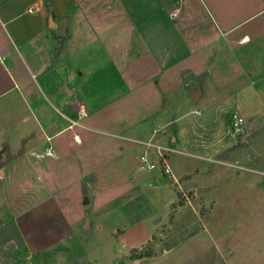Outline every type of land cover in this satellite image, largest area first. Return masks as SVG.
<instances>
[{"label": "rangeland", "instance_id": "rangeland-1", "mask_svg": "<svg viewBox=\"0 0 264 264\" xmlns=\"http://www.w3.org/2000/svg\"><path fill=\"white\" fill-rule=\"evenodd\" d=\"M189 8L183 33L203 46L126 86L143 45L127 25L85 32L90 48L128 53L114 59L124 77L107 66L89 78L98 111L0 101L3 127L30 122L0 140V264H264V31L222 35L251 12ZM148 243L152 256L132 260Z\"/></svg>", "mask_w": 264, "mask_h": 264}, {"label": "crops", "instance_id": "crops-1", "mask_svg": "<svg viewBox=\"0 0 264 264\" xmlns=\"http://www.w3.org/2000/svg\"><path fill=\"white\" fill-rule=\"evenodd\" d=\"M189 5L205 12L208 19L209 12H251L230 21L222 35L238 29L243 31L242 38L252 37L251 32L263 34L264 0H0V101L7 99L9 104V97L16 96L20 107L24 105L33 112L41 95L61 106L59 113L70 110L76 102L90 112L98 111L100 108L88 99L89 78L107 66L119 78L124 77L125 70L119 63L128 53L120 52L121 48L116 51L113 40L106 47L98 42L90 48L85 32L96 35L104 29L127 25L138 42L136 46L143 45L135 55L137 60L130 61L128 76L122 78L126 86V82L144 73L143 78L190 60L203 46L197 38L190 41L192 35L183 33L192 24L190 18L186 23L181 15L194 12ZM172 10L178 11L174 18L168 15ZM251 23L252 28L248 27ZM241 43L247 45L246 40ZM116 57H120L119 63L114 61ZM1 107L4 104L0 105V113ZM34 116L39 118L37 112ZM27 120L29 117H24L17 124L14 120L6 128L0 121V140H10L5 133L8 128L12 138L24 128L29 129Z\"/></svg>", "mask_w": 264, "mask_h": 264}, {"label": "built area", "instance_id": "built-area-1", "mask_svg": "<svg viewBox=\"0 0 264 264\" xmlns=\"http://www.w3.org/2000/svg\"><path fill=\"white\" fill-rule=\"evenodd\" d=\"M178 14L177 10H173L172 12H170L169 16L170 18H174L176 17ZM232 130L235 134L239 135L243 132V127H244V121L243 118L241 116H239L238 114H233L232 116ZM54 154V149L49 147L44 151V156L45 157H52ZM150 170L153 168V166L149 167Z\"/></svg>", "mask_w": 264, "mask_h": 264}, {"label": "trees", "instance_id": "trees-1", "mask_svg": "<svg viewBox=\"0 0 264 264\" xmlns=\"http://www.w3.org/2000/svg\"><path fill=\"white\" fill-rule=\"evenodd\" d=\"M224 154H221L218 156L221 160H224ZM1 223V222H0ZM17 233V232H16ZM18 234V233H17ZM153 254V245L151 243H148L141 251L132 250V260L142 259V258H149Z\"/></svg>", "mask_w": 264, "mask_h": 264}, {"label": "water", "instance_id": "water-1", "mask_svg": "<svg viewBox=\"0 0 264 264\" xmlns=\"http://www.w3.org/2000/svg\"><path fill=\"white\" fill-rule=\"evenodd\" d=\"M191 98H192V100H196L197 99V92H193L192 94H191ZM0 156H1V151H0Z\"/></svg>", "mask_w": 264, "mask_h": 264}, {"label": "bare ground", "instance_id": "bare-ground-1", "mask_svg": "<svg viewBox=\"0 0 264 264\" xmlns=\"http://www.w3.org/2000/svg\"><path fill=\"white\" fill-rule=\"evenodd\" d=\"M248 41V40H247Z\"/></svg>", "mask_w": 264, "mask_h": 264}]
</instances>
